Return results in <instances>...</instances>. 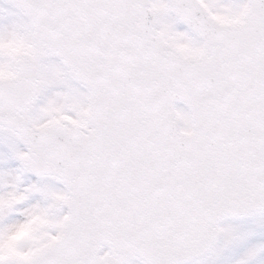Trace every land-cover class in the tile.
I'll use <instances>...</instances> for the list:
<instances>
[{
	"label": "snow or ice",
	"instance_id": "6c2138e0",
	"mask_svg": "<svg viewBox=\"0 0 264 264\" xmlns=\"http://www.w3.org/2000/svg\"><path fill=\"white\" fill-rule=\"evenodd\" d=\"M0 264H264V0H0Z\"/></svg>",
	"mask_w": 264,
	"mask_h": 264
},
{
	"label": "rangeland",
	"instance_id": "374dc122",
	"mask_svg": "<svg viewBox=\"0 0 264 264\" xmlns=\"http://www.w3.org/2000/svg\"><path fill=\"white\" fill-rule=\"evenodd\" d=\"M18 165L15 161H9L8 164L4 165L3 167L5 168V170H8V169H14L16 168Z\"/></svg>",
	"mask_w": 264,
	"mask_h": 264
}]
</instances>
